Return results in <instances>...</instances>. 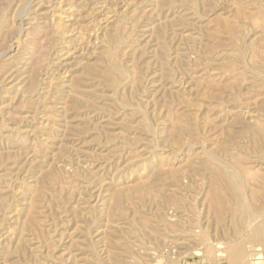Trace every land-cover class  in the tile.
Listing matches in <instances>:
<instances>
[{
  "label": "rangeland",
  "instance_id": "374dc122",
  "mask_svg": "<svg viewBox=\"0 0 264 264\" xmlns=\"http://www.w3.org/2000/svg\"><path fill=\"white\" fill-rule=\"evenodd\" d=\"M94 1L39 100L61 0H0V264H264V0Z\"/></svg>",
  "mask_w": 264,
  "mask_h": 264
},
{
  "label": "bare ground",
  "instance_id": "6f19581e",
  "mask_svg": "<svg viewBox=\"0 0 264 264\" xmlns=\"http://www.w3.org/2000/svg\"><path fill=\"white\" fill-rule=\"evenodd\" d=\"M27 1L28 0H18V2H19V4H18V8L20 7H23V6H26V4H28L27 3ZM60 1V0H59ZM64 1H68V0H64ZM63 1V2H64ZM70 1H74V0H70ZM68 2L69 4H64V5H62V0H61V2H59L58 4L56 3V6H54L55 7V9H54V7H53V10L49 13V10H48V13L50 14V16H49V22L51 23V25L50 26H52L53 25V30L51 31V33H49V34H51L50 35V38L48 39L49 41V46H50V49L53 51H50L52 54H51V58L49 57V59H51L50 61H48L49 63H48V67H47V72H46V74L48 75V76H46V77H44V78H40L39 76L40 75H38V73H37V71L36 70H33V68L30 70V72L29 71H27V72H29V74H28V76H26L25 78H26V80H27V82L26 83H28L27 84V91L25 90V91H23V92H27V94L26 95H28V94H33V93H36L37 92V94H36V96L38 97V99L40 100H47L49 97V94H50V92H51V90L54 88V86H55V83H54V81H56L55 79L57 78V77H55V75H54V73H55V71H56V67H61L60 65L61 64H63L62 62H63V60H65V59H67L69 56H71V51H73L74 49H75V46H78V43H80L81 44V41H84L83 39H84V36H85V31H86V29L88 28V25H90L89 23H87V19H85L86 17H88V16H91V15H94V14H96V13H98V10H99V8H102V7H100V2L99 1H97L98 3H95V1L93 0V3L91 4L88 0H75L74 2ZM101 1V0H100ZM104 2V1H103ZM102 2V3H103ZM29 5H30V2H29ZM28 6V5H27ZM33 6V5H32ZM31 6V7H32ZM35 6V5H34ZM33 6V7H34ZM103 6V5H102ZM25 8V7H24ZM29 8V7H28ZM23 9V8H22ZM22 9H20L21 10V12H22ZM33 9V8H32ZM35 9V8H34ZM40 9V8H39ZM51 9H52V7H51ZM37 10H38V7H37ZM24 11V10H23ZM28 11V10H27ZM40 11H42L43 12V10H42V8H41V10ZM20 11H19V13H21ZM34 12V11H33ZM38 12V11H37ZM26 13V12H25ZM35 13V12H34ZM47 13V12H46ZM36 14V13H35ZM38 14V13H37ZM30 15H33L32 13L30 14ZM42 15V14H41ZM24 16V15H23ZM39 15H37V17H38ZM44 16V15H43ZM36 17V16H35ZM37 17H36V19H37ZM95 17V16H94ZM93 17V18H94ZM42 18V17H41ZM35 19V20H36ZM46 19H47V17H46ZM30 20V19H29ZM40 20V19H39ZM87 20V21H86ZM91 20V19H90ZM93 20V19H92ZM38 21V20H37ZM94 21H95V19H94ZM48 22V21H47ZM49 22H48V24H49ZM90 22V21H89ZM96 22V21H95ZM94 22V23H95ZM92 23V22H91ZM94 23H92L93 25L92 26H94ZM37 24H39V23H37ZM41 24V23H40ZM39 26V25H38ZM91 28V27H90ZM89 28V29H90ZM104 34H105V32H104ZM105 36H106V34H105ZM110 36H111V38L113 39V41H114V44H116V37H115V33H111L110 34ZM49 37V36H48ZM86 37V36H85ZM106 38V37H105ZM110 38V39H111ZM86 39V38H85ZM103 42V41H102ZM48 46V47H49ZM116 47H118V44H116L115 45ZM47 51V50H46ZM49 51V50H48ZM113 52H115V51H113ZM111 50H109L106 54H105V56H104V60H106V62L108 63V68L107 69H109V71H108V73L109 74H113L114 75V73L116 72V71H114V70H112L111 68H113L115 65H116V63H115V56H114V53H113ZM116 55V54H115ZM45 60V59H44ZM43 60V61H44ZM68 60V59H67ZM66 61V60H65ZM64 61V62H65ZM117 61V60H116ZM46 62V61H45ZM45 66V65H44ZM45 68V67H44ZM61 69V68H60ZM111 69V70H110ZM114 69V68H113ZM58 70V69H57ZM26 71V70H25ZM39 71V70H38ZM42 71H44L43 69H42ZM41 71V72H42ZM40 72V73H41ZM57 72V71H56ZM107 72V71H106ZM105 72V73H106ZM39 73V74H40ZM105 73H102V74H105ZM45 74V73H44ZM21 75V74H20ZM24 75H25V73H24ZM118 75H120L119 73H118ZM44 76V75H43ZM116 76V75H115ZM24 81H25V79H24ZM24 81H22V83H24ZM60 81V80H59ZM26 83H25V85H26ZM78 83V82H77ZM76 83V84H77ZM79 84H81V83H79ZM18 85H20V84H18ZM17 86V85H16ZM16 86L14 85V86H12V87H10L9 88V90L11 89V91L12 92H14V90L16 89ZM57 87V86H56ZM78 87H79V85H78ZM113 87H114V89L115 90H117L118 89V84H116V85H113ZM18 88V87H17ZM79 88H82V87H79ZM40 90H42L41 92H39ZM53 91V90H52ZM17 92H18V90H17ZM16 91H15V96H16V93H17ZM114 92V91H113ZM0 93H4V92H0ZM83 93V92H82ZM25 94V93H24ZM52 94H54L53 92H52ZM115 95V94H114ZM54 96V95H53ZM33 97V96H32ZM54 99L56 98V97H53ZM66 98H67V96H66ZM31 99V98H30ZM60 99V98H59ZM53 100V99H52ZM61 100H63V99H61ZM28 101H29V98H28ZM22 104H25L26 102H27V98H26V96H24L23 95V99H22V101H20ZM32 102V101H31ZM43 102V101H42ZM28 104H29V102H28ZM33 104H35V103H33ZM23 106V105H22ZM35 107H36V105H34ZM50 103L48 102V103H45L44 104V108H46V109H49L50 107ZM52 106V105H51ZM35 113V112H34ZM34 113H33V115H34ZM36 114L37 113H35V115L33 116L32 115V119H34L35 117H36ZM43 116H46V114H44ZM43 116H42V118H43ZM46 119H47V117H46ZM45 122V121H44ZM39 125H44V123H43V121L41 122V123H38ZM230 166V165H229ZM231 167V166H230ZM224 169H226L228 172V175L227 176H225V174H219V173H216L215 174V179H216V181L217 182H236L238 185H240L243 181H242V177H241V175L239 174V173H237V172H235V170L234 169H230L228 166H226L225 164H224ZM57 176V175H56ZM258 182H260V180L258 181ZM262 182V181H261ZM260 182V183H261ZM264 183H262V185H263ZM235 190H237V188H235ZM238 194H240V193H238ZM242 198V199H241ZM239 199H241V201H242V203L245 205V207H244V211H246L247 213H248V218L250 217V219L249 220H251L252 221V219L253 218H255V216L256 217H260V215L259 216H257L258 214H254L253 213V210L254 209H252V208H250V207H248V204H246L248 201L246 200V199H244V195H239ZM257 211V210H256ZM257 213V212H256ZM259 213V212H258ZM258 219V218H257ZM256 218H255V220H257ZM253 221H254V219H253ZM263 222H261V223H259V224H262ZM259 224H257L258 226H260ZM264 225V223L262 224V226ZM258 228V227H257ZM259 229V228H258ZM260 230V229H259ZM264 231V229L262 230L261 229V232H263ZM257 232H260V231H258L257 230ZM264 233V232H263ZM256 259H254L253 261H252V263L251 264H256V261H255Z\"/></svg>",
  "mask_w": 264,
  "mask_h": 264
}]
</instances>
